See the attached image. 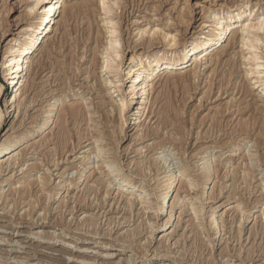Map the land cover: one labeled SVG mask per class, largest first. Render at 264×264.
I'll return each mask as SVG.
<instances>
[{
    "label": "rangeland",
    "instance_id": "374dc122",
    "mask_svg": "<svg viewBox=\"0 0 264 264\" xmlns=\"http://www.w3.org/2000/svg\"><path fill=\"white\" fill-rule=\"evenodd\" d=\"M29 2L0 0V82L4 84L1 58L10 40L31 21ZM240 2L253 9V15L264 12V0H120L118 4L113 0H69L73 8L61 13L55 32L33 58L24 94L0 123V144L11 134L31 129L39 123L50 91L61 86L65 95L59 101L56 123L47 130V144H37L41 136L20 140L11 157L0 160V264H264V142L256 146L259 135L255 129L242 131L240 117L245 119L249 114L237 109V104L242 107L251 99L246 94L247 83L248 79L253 82L255 76L244 77L250 65L243 62L239 52L241 23L226 47L212 56L197 57L199 78L188 84L191 90L186 89L184 81L190 72L167 74L154 83L148 117L139 127L127 114L123 133L116 130L110 110L114 108L112 101L119 99L122 92L112 93V100L101 82L112 75L102 72L99 50L105 43L104 33L113 28L114 22L122 39V58L118 60L122 69L133 53L148 49L156 28L159 30L152 48L164 50L169 40L163 39L164 33L175 35L182 44L208 23L210 12ZM102 19L108 24L103 26ZM143 29L146 32L141 34ZM261 34L264 39V31ZM253 50L252 54L263 56L264 62V41L260 49ZM211 86L210 99L201 104V96ZM71 87L79 92L70 94ZM35 94L38 98L31 104ZM185 99L187 103L181 110L179 104ZM82 101H93V107L105 103L108 111L96 113L94 118L106 137L95 128L93 135H99L96 139L89 133L81 138L91 122L77 120L72 112ZM168 102L182 111L178 114L184 117L183 124L175 123L188 134L181 131L185 140L183 153L179 154L169 141L164 147L163 155H170V172H150V157L159 155L153 143L176 131L177 124L169 121L165 126L163 121ZM3 103L4 100L0 105L4 109ZM219 107L225 109L223 118L212 127L210 114ZM105 112L112 114L107 122L102 121ZM171 116V120L176 117L173 112ZM204 117L206 126L200 127ZM62 127L67 133L66 148L55 155ZM200 130L210 132L211 137L198 141ZM233 139L238 144L228 147L227 142ZM28 142L36 144L29 149ZM97 145L105 148L100 155ZM87 162L91 164L86 171ZM137 164L144 165L146 171L137 169ZM109 165L118 167L119 172L109 175ZM183 167L189 169V178L207 169L212 179L201 191L178 185L169 212L160 214L159 198L167 179ZM248 167L254 170L249 181L244 179ZM42 177L47 179L45 189L41 188ZM99 179L105 180L108 187L99 184ZM120 179L132 182L135 194L119 190ZM140 193L148 197L150 204L145 209L137 204L130 207L127 197L137 199ZM192 205L200 207L199 217L191 210ZM241 207L248 210L244 218L239 212ZM215 219L219 224L213 226ZM58 233L73 242L70 251L65 248L68 243L57 240ZM107 254L111 255L106 257Z\"/></svg>",
    "mask_w": 264,
    "mask_h": 264
},
{
    "label": "bare ground",
    "instance_id": "6f19581e",
    "mask_svg": "<svg viewBox=\"0 0 264 264\" xmlns=\"http://www.w3.org/2000/svg\"><path fill=\"white\" fill-rule=\"evenodd\" d=\"M113 1L115 2V4L116 3L118 4L120 2V0H113ZM68 2L69 0H30L28 4V8H29L28 12L30 13L32 18L31 21L26 24L24 29L21 32H19V34L15 35L10 40L8 46L5 49L4 55L1 58V63L3 66V78L5 84L0 82V104L1 101L3 102L4 100L3 103L4 109L3 106L0 105V123H2L4 117H6V114H8L11 110H13L14 106L16 105V102L24 94V90L31 78V66L33 63V58L38 52H40L44 48L50 35L55 32L56 25L58 24V20L60 18L61 13L64 11V9H67L69 7ZM103 4L105 3L103 2ZM70 7L73 8V6ZM101 10H105V9L102 8ZM105 12L108 13L110 11L105 10ZM253 13H254L253 9L244 7V2H240L233 6H228L225 9L213 10L208 15V20L206 21L208 23H206L205 26L202 27L200 31H198L197 35L190 37V39L186 40L182 44H178L175 35L164 33L163 39L164 40L169 39L166 44L167 48H165L164 50L152 48L156 44V42H154L156 40L155 35L159 30V28H156L155 30H153V35L151 36L148 42L149 45L148 49L143 52L133 53L129 58L128 64L126 65L124 64L122 66V69H121V63L118 61L121 60L122 58V51H123V48L121 46L122 39L119 35H117L118 33L117 23L114 22L113 28L110 31H106L104 33L105 43L102 45L101 51L99 50V54L101 55V59H102L100 65L102 72H107L113 75L112 76L108 74L105 78L101 80L103 85L108 89L107 91L110 94L112 100L114 97L112 93L120 92V91L122 92V95L120 96L119 99H114L112 101L114 108L112 107L113 109L111 108L112 110H110L112 114L114 113L116 130L118 131L120 130V132L123 133L125 127L128 124V121L126 119L127 114H130L131 120L135 122L136 126L138 127L141 126L142 122L148 117L147 114H149L148 110L151 105L150 96L154 88L153 85L154 83L160 82L163 76L167 74L172 75L176 73L190 72L189 78L187 77L188 76L187 75L184 81L187 84L186 89H188V91L191 90L192 88L188 87V84L192 82L195 83L199 78V74L196 72V67H195V64L197 62V57L200 55L205 57L212 56L218 50L226 47L230 42V40H232L235 32L239 30L237 28L241 23L240 24L241 32L238 37V43L240 47L239 52L241 53V56L244 60L243 62L248 63L250 65V71H247L244 77L248 79L249 75L255 74V76L253 82L251 80L249 81L248 79V83H247L246 94L250 96L251 99L248 101H244V105L242 107L238 106L237 104L238 112H243L244 110L247 111L246 113L247 115L249 114V116L246 117L245 119H243V116L241 115L239 122H241L242 131L250 132L251 131L250 129L252 130L255 129V131H258L259 138L257 139L256 142L257 145L254 144V147L264 142L263 140H261V138L264 137V72L261 71V68H264V62L261 59L263 58V56L257 55L258 56L257 57L256 55L252 54V52L254 51L253 49H257V50L260 49L261 42L264 41L263 36L261 34L262 32L261 28L264 27V25L261 24V19L264 18V12H262L259 15L257 14L253 15ZM102 21H103V26L108 24V21H106L105 19H102ZM206 29H208V31H206ZM145 32L146 29L140 31L141 34H144ZM60 88L58 87L57 89H53L50 91L49 93L50 99L48 100V103L45 107L46 108L45 111L43 112L41 111L42 113L39 114L41 119L40 121L38 120L39 123L37 125L33 126L29 130L19 131L16 134H11L0 144V160L4 159V157L10 156V154L13 151H15V149H17L15 148V146L16 144H18V142H20V140L28 139V141H30L33 138V136H41L40 141H37V144L41 142L43 144L44 141L47 140L49 135L47 134V130L50 129L54 123H56L55 121L57 119V111L60 110L59 101L63 100L64 98V96L61 95H65L63 94L64 92H62ZM69 90H70V94L72 93L75 94L79 92V89L77 90L72 89V87ZM212 90L213 87L211 86L208 89V91H205L203 93V95L200 98L201 104L203 103V100L210 99ZM37 98H38V94H35L32 97L30 103L31 104L34 103L37 100ZM92 102L93 101H91L90 103L82 101L80 105H76L75 107H73L72 113L75 117H77V120L79 119L83 122L84 121L91 122L88 124L87 126L88 128L84 132V136H82L81 138L87 136L88 133L89 135L94 136L93 131L95 130L93 129L97 128L98 125L95 124L97 123L95 122L97 118L95 120L94 115L96 113L100 114V112L106 110V106H104L105 103L103 105L97 103V107L96 105L93 107L92 105L94 104ZM186 103H187V99H185L183 103L181 102V104H179L180 106L182 105L181 108L179 109L184 110L183 106L185 105L183 104ZM232 106L235 105L233 104ZM26 107H28V105H26ZM166 107L167 108L165 109V113H164V117L166 118L165 120L163 119V121L165 122V126L168 125L169 121L174 123L175 122L179 123V121H181V123L183 124L182 121L184 120L183 119L184 117L183 118L182 116L179 117L180 114H178L179 111L180 112L182 111L181 110L178 111L177 107L175 108L173 103L171 102H168ZM106 111H108V109ZM172 112L176 116L174 118L175 121L174 119L171 120V117L173 118V116H171ZM224 112L225 109L219 107L216 110L215 114H210L213 115L211 118L213 123L212 127H216V125H218L219 122H221L223 118L222 115H224ZM105 113H102V121L106 120L110 115H112L110 114L108 116L107 114L108 112L106 114ZM100 116L101 115H99V117ZM180 118H182V120ZM109 120L110 118L106 120V122ZM192 121L193 120L191 119V122ZM93 122L96 125V127L95 125H93ZM200 122H201L200 127H202L203 125L206 126L205 117ZM175 128L176 131L173 132L172 134L170 132L171 135L169 134L170 136H167L163 141L153 143L154 150H158L159 152L157 151L158 153L156 154L159 155L153 158L150 157L151 162L150 165L147 164V166L149 165L147 167V171L150 170L151 172L152 170L154 171L155 169H157V172H159L160 170L162 171L164 170V172L167 173L170 172V170H167L170 167V164H168L167 156L170 155L167 154L163 155V153H165L164 150L165 145L169 141L171 145H173L175 148L179 150V154H180L181 150L184 148L183 145L185 143L184 142L185 140L181 135V131L183 128H181L180 131V129L178 128V124L175 126ZM159 129L160 128H158V130ZM64 131L65 130L63 127L59 131L60 133L58 134L55 155L62 154L64 152V149L66 148L67 133L65 134ZM98 132H100V129L98 130ZM102 132L104 131H101L100 133ZM86 133L87 135H85ZM97 133L95 136H97ZM116 133L117 132H115V134ZM184 133L188 134V132L186 131L183 132L182 134L184 135ZM209 134L210 132L208 131L203 132V130L202 131L200 130L198 132L197 140L208 139L209 137H211ZM104 135L105 134H103L102 137ZM112 137L114 136L112 135ZM143 137L144 135H142V138ZM186 138L187 137H185V139ZM94 139H96V137ZM99 139L100 138H97V142L99 141ZM227 143H228L227 144L228 147H231L232 145L236 146L238 144V140L233 139ZM34 144L36 143L34 142L30 144L28 142V145L26 147L28 148V146H31L29 148L31 149L32 147H34ZM42 144L40 145L42 146ZM44 144H47V142ZM104 149L99 147V145H97L96 150L99 151L98 153L99 155L103 151H105ZM231 151H233V149ZM181 153H183V151ZM243 158L244 159L246 158L245 161H247L246 155H244ZM251 160L254 163L253 159ZM89 164H91V162L86 163V167H85L86 171L90 168L87 166ZM115 164H117V161ZM143 166H141V164H137V169L141 171L142 169H144ZM100 168H101L100 166L97 167V169ZM117 168L118 167L116 166L114 167V165L113 166L109 165V168L107 169L109 175L111 174L115 175L116 173H118L119 171ZM144 170L146 171V169ZM188 170L189 169H187V167H183L178 174L175 173L174 175L170 176L167 179L165 191L163 192L162 196L159 198L158 211L160 214L169 212V209L174 202L173 199L174 195L175 197L177 195V193L175 192H176V187L178 185H182V186L184 185L192 190L199 188V191H201L202 187L207 185L212 179L211 178L212 176L208 173L207 169H204L203 172L192 178H189L188 173H190V171ZM217 170H219L218 167ZM248 170L249 171L247 175L245 174L244 179L249 181L248 177L251 176V173L254 170L251 172V168L249 167ZM196 171H198V168L196 169ZM184 177L185 180L183 179ZM99 181H100L99 184L102 183L105 187H108L107 182H105V180L99 179ZM40 182H41V188L45 189V187L47 186V179L43 178L40 180ZM131 183L132 182L127 181V179H123V180L120 179L118 181V189L119 190L121 189V191L123 192H127V194H135L133 190V183L132 184ZM263 186H264V179H263ZM178 200H179L178 203H180V199ZM126 201L130 207L131 206L133 207L134 204H137V205H141L143 209L146 208V205L150 204L148 197L141 193L137 195V199L136 197L135 198L127 197ZM34 208L32 207L28 214L31 215L32 211H34L33 210ZM191 210L194 212L196 217H199L201 211L199 206L192 205ZM247 211L248 210H246L244 207H241L239 209V212L243 214L241 215L242 218H244L245 214L248 213ZM263 215H264V211H263ZM90 220L91 219H89V221ZM85 221L87 222V219ZM168 223L169 221H167L165 225H167ZM211 224H214L213 226L218 225L219 220L215 219ZM33 234L38 235L39 233H33ZM52 235H54V233H52ZM61 235H62L61 233L57 234V240L60 239L61 241H63V243L65 242V244L68 243L69 245L66 246L65 248L66 251H70V249L73 248L70 247V245H72L73 242L68 240L65 236L63 235L61 236ZM52 238L53 237H51V239ZM82 247L85 246H81V248ZM80 252L82 253V251ZM84 252L85 251H83V253ZM110 255L111 254H107L106 257ZM84 261L89 262V260H84Z\"/></svg>",
    "mask_w": 264,
    "mask_h": 264
},
{
    "label": "snow or ice",
    "instance_id": "6c2138e0",
    "mask_svg": "<svg viewBox=\"0 0 264 264\" xmlns=\"http://www.w3.org/2000/svg\"><path fill=\"white\" fill-rule=\"evenodd\" d=\"M261 24L264 25V18L261 19ZM261 31H264V27L261 28Z\"/></svg>",
    "mask_w": 264,
    "mask_h": 264
},
{
    "label": "built area",
    "instance_id": "2783aa9c",
    "mask_svg": "<svg viewBox=\"0 0 264 264\" xmlns=\"http://www.w3.org/2000/svg\"><path fill=\"white\" fill-rule=\"evenodd\" d=\"M17 80V79H16Z\"/></svg>",
    "mask_w": 264,
    "mask_h": 264
}]
</instances>
